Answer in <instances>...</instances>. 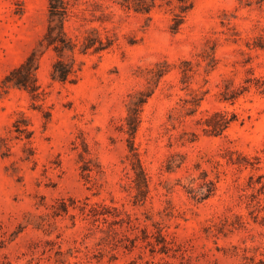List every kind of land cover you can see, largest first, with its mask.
<instances>
[{"label": "rangeland", "instance_id": "374dc122", "mask_svg": "<svg viewBox=\"0 0 264 264\" xmlns=\"http://www.w3.org/2000/svg\"><path fill=\"white\" fill-rule=\"evenodd\" d=\"M67 1L74 13L67 24L70 33L92 24L117 38L116 45L102 56L80 57L77 79L66 83L51 80L53 55L43 52L37 71L46 92L36 103L41 108L18 88L0 95V264H61L55 261L59 247L63 264H264V223L255 222L246 205L252 193L248 171L226 165L221 156L226 147L250 154L264 148V94L252 89L234 104L218 101L224 80L237 86L250 68L264 76V49L254 47L264 36V3L194 0L185 23L172 33L169 15L160 10L148 24L146 16L127 13L110 1ZM96 3L112 14L106 29L83 20L92 17ZM47 24V0H0V80L31 51H43ZM207 39L217 42L218 64L208 75L201 66L192 86L209 92L196 115L178 123L169 114L182 118L180 99L190 96L180 89L177 70L154 88L147 83V69L162 60L177 63L199 54ZM149 89L154 92L143 107L134 142L151 197L134 206L129 135L122 128L129 95ZM213 109L238 115L221 136L204 134L195 125L196 118ZM16 120L33 131L30 142L15 131ZM183 130L196 131L197 140L182 145ZM173 152L184 154L185 164L167 172L165 162ZM84 161L92 169L87 176L81 170ZM196 163L218 180L216 193L203 201L192 199L181 186L186 176L197 174ZM62 198L78 205L106 204L122 221L112 216L94 221L73 209L54 216L53 207ZM225 215L233 221L242 216L244 227L217 233L215 225ZM39 223L44 226L37 228ZM158 225L177 250L151 252L141 240L131 246L129 239L140 235L141 228L153 232Z\"/></svg>", "mask_w": 264, "mask_h": 264}, {"label": "trees", "instance_id": "16d2710c", "mask_svg": "<svg viewBox=\"0 0 264 264\" xmlns=\"http://www.w3.org/2000/svg\"><path fill=\"white\" fill-rule=\"evenodd\" d=\"M48 1V24L46 31L41 39L40 46L43 48L41 52L36 50L31 51L27 57L16 67L7 72L0 80V95L6 94L10 88H18L24 90L30 96L36 108H41V104L37 102L43 100L45 90L41 87L37 71L40 67V58L43 52L51 51L53 61L51 64L50 78L52 81L59 83L74 82L82 68V61L80 57L87 55L102 56L104 53L112 50L117 38L110 35L107 30L102 31L99 27L90 25L80 30L76 27L77 32L70 33L67 30V24L71 21L74 15L72 8L67 0H47ZM117 4V8L130 13L146 16L148 24L152 20V13L156 10L163 11L170 17L169 30L176 33L185 23L187 16L194 8V0H104ZM241 2L250 6L252 4L262 5L264 0H241ZM103 3H96L90 19H83L90 23L98 22L100 26L106 29L105 25L112 20V14L107 12L103 7ZM100 11L99 14H96ZM83 25V24H82ZM254 47L264 49V36H260L254 42ZM217 42L213 39H207L205 46L201 53L195 54L191 57L182 58L177 63H170L167 60L156 62L151 68L147 69V83L153 84L157 87L167 74L173 69L177 70L180 89L188 92L190 98H182V109L179 113L183 115L175 116L173 113L169 114V119L177 120L178 123L183 122L186 117H193L199 111L202 100L209 92V89L202 90L200 93L193 88L192 83L196 76L200 74V67H204V72L208 75L213 71L217 64ZM196 56V58L194 57ZM205 83L208 82L204 78ZM252 89L259 94H264V76H256L250 68L247 75L242 81L234 86L224 80V87L219 92L218 101L234 104L239 98L247 95ZM154 89L138 90L130 94V103L127 105V115L122 129L129 135L127 138L128 154L131 175V186L133 205H144L151 197L150 180L148 173L143 166L140 154L135 145L134 139L137 130L141 123V113L144 105L153 94ZM50 113L45 112L44 118L49 119ZM238 120V115L233 111L223 109L206 110L204 115L195 119V125L207 135L221 136L230 127L232 123ZM15 131L20 137L24 136L29 142L32 138L33 131L28 129L27 124L16 120L14 122ZM198 133L196 131L183 132L179 136V141L182 145L193 143L197 140ZM33 151L27 153L26 159H31ZM225 164L231 166L238 171H248L247 189H251L250 199L246 203L251 218L257 222L264 223V148L255 152L254 154L246 153L236 148L226 147L225 152L221 155ZM186 157L179 152L171 153L166 162L165 170L167 172H174L180 169L185 164ZM84 161L81 170L85 176L92 172V169ZM219 164V163H218ZM186 172L190 168L185 167ZM196 175L186 176L188 179L186 183L181 186L184 191L194 200L203 201L213 196L217 189L218 180L210 179L206 170L200 167L199 163L194 164ZM178 182L182 181V177L176 179ZM78 210L82 215L91 217L94 221L99 219L106 220L107 217L112 216L113 221L119 223L122 221L118 218L119 214L108 211V206L102 203L89 204L84 202L83 205L76 204L73 199H60L58 205L53 207V215L61 216L68 214L69 210ZM74 217V216H73ZM117 217V219H116ZM233 221L229 216L221 218L219 225H215L217 233H223L224 230H232L235 228H242L245 222L242 216H236ZM147 219H149L147 217ZM129 226L134 224L131 220L128 222ZM44 226L39 223L37 228ZM155 231H149L147 226L140 229L141 234H135L129 241L132 247L136 246V242L141 240L150 247L151 252H160L168 254L175 251L176 243L169 239L162 231V227L155 226ZM56 262L63 264L61 259L63 255L62 249L59 247L55 251Z\"/></svg>", "mask_w": 264, "mask_h": 264}]
</instances>
